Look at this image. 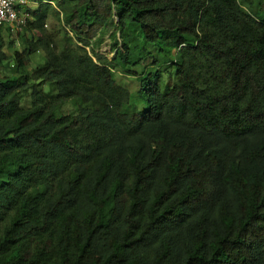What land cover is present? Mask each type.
I'll return each mask as SVG.
<instances>
[{"label":"trees","instance_id":"trees-1","mask_svg":"<svg viewBox=\"0 0 264 264\" xmlns=\"http://www.w3.org/2000/svg\"><path fill=\"white\" fill-rule=\"evenodd\" d=\"M32 1L0 74V264H264V0Z\"/></svg>","mask_w":264,"mask_h":264},{"label":"rangeland","instance_id":"rangeland-1","mask_svg":"<svg viewBox=\"0 0 264 264\" xmlns=\"http://www.w3.org/2000/svg\"><path fill=\"white\" fill-rule=\"evenodd\" d=\"M32 1V0H29ZM30 5L34 6V2H30ZM116 24V19H113ZM44 26L48 34L50 35L55 47L60 48L63 45H70L74 48H82V45L77 43L73 35L65 29L60 17H57L53 13H49L44 21ZM2 28V33L0 34V53L3 54L4 58L0 63V74L10 75L14 60L12 59V54L15 50L20 51L23 48L21 37L17 36L19 28ZM26 35V34H25ZM113 38L109 34H105L102 37V42L99 45L93 44V46L85 47V50L93 57V52L99 54L102 58L108 60L115 56V50L112 47ZM146 48L151 49L149 44L145 45ZM146 52L143 50V53ZM143 55V54H142ZM29 65L31 68L42 65L44 63V57L41 52H34L29 55ZM94 58V57H93ZM95 59V58H94ZM150 59L145 60V63H149ZM143 66V65H142ZM143 70L141 66H127L126 69H118L112 73L113 78L116 83L121 87L129 91L131 102L136 104L138 108L142 106L141 102L137 100L136 94L139 90V82L137 80V74H140ZM163 71V78L166 79L169 75L171 81L174 80V69L172 66H168L166 70ZM40 89H43L45 93L52 94L53 89H48L47 85L40 84ZM30 96L25 94L21 99V106L27 107L29 105ZM80 104L76 100L67 101L62 107H60V112L62 114H76L78 112Z\"/></svg>","mask_w":264,"mask_h":264},{"label":"built area","instance_id":"built-area-1","mask_svg":"<svg viewBox=\"0 0 264 264\" xmlns=\"http://www.w3.org/2000/svg\"><path fill=\"white\" fill-rule=\"evenodd\" d=\"M29 0H0V27L18 28L25 24L27 14L24 9Z\"/></svg>","mask_w":264,"mask_h":264}]
</instances>
